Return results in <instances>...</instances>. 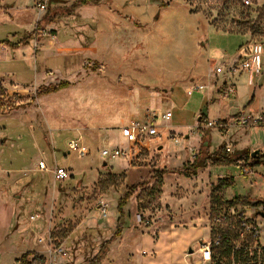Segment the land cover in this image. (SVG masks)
<instances>
[{"label":"rangeland","instance_id":"1","mask_svg":"<svg viewBox=\"0 0 264 264\" xmlns=\"http://www.w3.org/2000/svg\"><path fill=\"white\" fill-rule=\"evenodd\" d=\"M73 1L0 0V83L9 94L31 97L42 85L72 83L39 96L32 105L0 114V264H21L27 252L44 256L46 264L90 262L117 231L118 202L132 186L133 195L123 208V234L111 245L104 264H196L202 258L199 238L209 235L204 226L190 224L199 210L214 241L218 229L237 232L235 220L213 222L229 204L248 208V215L264 226L247 195L249 191L254 198L264 195V163L255 165L249 175L240 167L251 164L254 151L263 157L264 127L238 126L237 114L225 127H213L212 135L208 133L213 147L222 143V134L231 144L240 140L241 145L250 141L258 145L243 153L240 164L210 169L213 180L227 174L234 183L214 195L211 189L206 207L202 199L190 196L195 193L192 188L208 180L209 172L203 179L200 174L189 178L164 174L175 168H162L166 157L156 147L162 137L175 144L191 137L198 145V136L213 129L206 127V117L190 126L194 117L176 111L171 94L177 87L187 92L193 86L215 85L225 77L217 75L216 67L228 63L225 60L242 46L264 43V0L248 4L244 0H99L71 16L55 17L36 31L44 17ZM32 31L36 37L29 45L9 46ZM215 50L227 57L212 56ZM239 83V92L236 88L229 100L222 97L229 85L222 88L221 105L214 106V115L236 111L253 89L245 75ZM198 92L191 95L192 103L200 101ZM263 107L264 87L255 110ZM169 108L175 116L158 121L161 135L152 144L147 141L149 148L132 147L124 158L102 156L103 147L115 146L122 138V126ZM184 124L186 131L177 133ZM169 130H174L172 138L167 136ZM78 136L89 147L85 157L68 147ZM118 145L127 146L124 141ZM40 160L50 169L56 163L64 166L73 176L57 181L52 171L39 170ZM178 164L180 159L173 157L172 165ZM33 214L36 221L30 218ZM184 221L188 224L180 225ZM261 241L264 244V232ZM240 242L232 239L235 247ZM259 259L264 264V252Z\"/></svg>","mask_w":264,"mask_h":264},{"label":"built area","instance_id":"2","mask_svg":"<svg viewBox=\"0 0 264 264\" xmlns=\"http://www.w3.org/2000/svg\"><path fill=\"white\" fill-rule=\"evenodd\" d=\"M244 1L247 4L250 3L249 0ZM40 6L42 9L46 8L45 3L40 4ZM247 50H249V54L243 57L239 62L233 65H228L226 63L216 67L215 69L217 71V75L219 76L224 74L228 80L229 77L246 73L249 77V84H254L255 77H262L264 84V43H253ZM205 89L206 87L202 85L193 86L187 89V94L191 96L196 90L202 91ZM235 93V85H229L228 89L226 88V90L223 92L222 97L225 100H229V98ZM172 117V112H167L162 116L163 120L165 121H170ZM158 118L159 115L157 113L148 112L145 114L142 120H134L128 125L122 127L121 133L127 146H105L101 149L102 156L110 160L124 158L130 154L132 147L138 148L139 146H144L149 148L150 146L148 145L147 141H151L161 135V132L159 131V125L157 124ZM221 120L222 119H207V122L205 123L206 127H225L227 123H223ZM236 124L238 126L250 128L264 127V112L241 113L236 118ZM169 137H171V134ZM68 147L70 152H76L79 157H85L89 154V147L80 136L71 139L68 142ZM226 150L229 153H233V145L227 144ZM38 167L41 171H52L55 179L60 182L70 179L73 176V173L70 169L64 166H59L57 163L53 168L50 169L45 161H40ZM241 168L245 175H249L253 172V168L250 166V164H243ZM257 202H259V204H256ZM253 206L255 207L254 213H256L258 218H260L259 220H263L264 223V217L259 214V212H264V197L259 201L253 202ZM30 218L32 221H36L37 215L33 214L30 216ZM139 219L141 220L140 216ZM226 220H230V223H234L236 221L235 223L237 224V232L232 233L228 229H218L215 241L212 238L201 241L198 251L201 253L202 258L197 261L196 264H208L214 262V248L222 244L225 234H228L231 239L236 238L241 241L240 245L236 248H245L246 250L250 251V256L253 259L244 264H262L259 256L262 252H264V244L261 241L264 232V226L258 222V220H254L248 215V208L235 206L234 204H229L225 212L223 214H218V216L214 218L213 222L215 225V223H224ZM214 231L215 228H212V233H214ZM232 264L236 263L233 262Z\"/></svg>","mask_w":264,"mask_h":264},{"label":"crops","instance_id":"3","mask_svg":"<svg viewBox=\"0 0 264 264\" xmlns=\"http://www.w3.org/2000/svg\"><path fill=\"white\" fill-rule=\"evenodd\" d=\"M76 1L77 0H74L71 3V5L74 2H76ZM91 3H93L94 5H98L99 4V0H93V1H91V2H89L87 4H85V5H81L79 7H76L71 15H73L75 13L76 9L86 8ZM71 5H69L68 7H70ZM64 7H66V6H64ZM58 8H63V7H57V9ZM71 15H68V16H71ZM27 33L29 34L31 32H27ZM29 44H30V42H29ZM29 44H27V45H29ZM27 45H21V46H19L17 48H13L9 44V46L12 49H19L20 47L27 46ZM84 46L86 48L87 47V44L84 45ZM250 46L251 45L248 46L247 44L244 45V46H242L239 49V52L233 55L234 56L233 58H231V59H228L227 58V60H225V61H228L227 64L228 65H233V64L239 62L243 57L247 56L249 54V50H247V49H249ZM212 56L217 57L218 59L219 58L224 59L225 57H227L225 54H223L222 52L220 53L218 50H215L214 53H212ZM67 58L68 57L66 56L65 57V60H67ZM243 75L246 76L247 82L249 83V77H248V74H246V73H242V74L236 75L234 77H229L228 80L226 79V77L221 78L219 82L215 83V85L214 84L213 85L210 84L209 87H207V88H209V91L207 93L203 92L204 90H202V91L200 90L198 92V95L200 96V101L198 103H192L191 96H189L187 94V92H186V90H185L184 87H177V88L174 89V91L171 94L170 102L171 103L174 102V105H175L174 108H175V110L178 111V112H180L182 115H185L186 117L187 116L188 117H190V116L194 117L195 120L189 123L190 126H194L198 122V120L201 119V117H206V119L208 118L210 120H218V119L228 120L232 116L234 117V115L236 116L237 114L239 115L240 113H245V112H254V113L264 112V107L262 109H260V110H257V111L255 110L256 104L258 102V93H260V91L264 87L263 78L262 77H255L254 84L252 85L253 86V89L249 93H247V95H245L244 97H242V99L240 101L241 103H240L238 109H236V111L229 112V113H227V114H225L223 116L222 115L216 116V115L213 114L212 109L214 108V106H216L218 104L221 105V99H220L219 96H220V91L222 90V88L225 87V86H227V85H235L236 88H237V91L239 92V88H240L239 80H240V77L243 76ZM167 112H172L173 113V117L172 118H174L175 112H173V109L169 108L168 111L163 112L162 114L159 115L158 121L159 120H163L162 116L165 113H167ZM158 121H157V124H158ZM183 123H185V122L183 121ZM158 125H159V131H160V124H158ZM124 126H126V125H124ZM124 126H122V127H124ZM186 127H187L186 124L182 125V127L179 128V130H178L177 133H181V132L186 131V129H187ZM254 128H257V127H254ZM213 130H214V128L211 129V130H205L204 135L202 137L198 136V138H199L198 145L192 144L191 137H190V140H188V139L181 140V141H179L178 144H175L174 142L169 141V139L165 140V137H162L161 138V144H158L156 146L157 149H161V153L162 152L164 153L163 157H166V163L163 162L162 168H164L166 166H168V167L169 166H172L173 168L178 169L179 167L182 168L184 166V164L186 162H188V161L194 162V160L196 159V156L199 154V152L201 150L202 143H203V140L204 139L207 140V145L209 146V151L211 153L216 152L222 145L226 146L227 144H231V142H229V137L222 134V143H221L222 145L219 144L218 146L213 147L212 140L208 137V133L210 132L211 135H212ZM120 131H121V129H120ZM173 131L174 130H169L167 132V136H169L171 134V138H172V132ZM248 131H249V128H248ZM225 132H226V130L224 131V133ZM196 135H198V133ZM120 136L123 138L122 133L120 134ZM122 138L117 140L118 143L116 145H118L120 143V141H125L124 138L123 139ZM186 138H189V136L186 135ZM156 139L151 140L150 144H152V142H154ZM194 139H195V137H193V140ZM187 140H188V142H187ZM239 142H240V140H237L234 143H232V145L234 146V151L237 152V153H239V155L241 154L242 156H243V153L245 151L249 150L253 144L254 145H258L257 143H253V141L252 142L250 141V142L246 143L245 145H241ZM190 145H192V146H190ZM256 149H258V148H256ZM252 153H251V157H252ZM167 156H168V158H167ZM169 156H172V158L169 157ZM173 157H176V158L180 159V164H178V166L177 165H172V159H173ZM169 159H170V162H169ZM40 161H43V160H40ZM167 161H168V163H167ZM223 162H224L223 164H222V162H215V161L214 162H210L207 165L206 168L199 170L198 174H200V177H202V179H203L205 173H207V172H209V178H208L207 181H205V183L200 182V185L197 188H192L191 189V191H194L195 193H193L190 197L193 198V199H196V200L202 199V202H203V204H204L205 207L208 206V205H210V193H211L212 185L216 184L217 181L219 179H221V178L230 177L227 174H219L217 176V178L213 180L212 173L210 172V169L212 167L218 166V167L221 168V167H226L229 164H232V163H228L227 161H223ZM240 162L241 161H239V163H237V164H240ZM212 163H221V165H213ZM240 167H242V165ZM180 170L181 169H179L178 172H174V173L172 172V174H176V175H179V176H183V174H181L179 172ZM227 188H230V187L227 186ZM247 195H248V197H251L252 198V202L259 201V200L263 199V197H264V195H263V196H258L257 198H254L253 197V193H250V191H249V193ZM239 196H242V195H239ZM3 206H5V205H3ZM201 211L202 210H199V211H196L194 213V215L192 216V219H191L192 222L190 224H192V225L193 224H198L200 226H204L203 228L209 229V233H208L209 235H208V237H204V236L200 237L199 238L200 240L198 241V245H199V243L202 240H209L210 237H211L210 227H207L206 225H203L202 219L200 218L199 213ZM10 218H11V215H10ZM185 222L186 221H184V223H181L180 225H182V224H188V223H185ZM193 230H194V228H193ZM122 234H123V232H122ZM120 236H122V235H120ZM189 252L192 254L193 253V250L190 249Z\"/></svg>","mask_w":264,"mask_h":264},{"label":"trees","instance_id":"4","mask_svg":"<svg viewBox=\"0 0 264 264\" xmlns=\"http://www.w3.org/2000/svg\"><path fill=\"white\" fill-rule=\"evenodd\" d=\"M93 0H77L74 2L70 7H63L55 9L50 15L44 17L38 24L36 31L39 29H43V26L47 23L53 21L55 17L58 16H68L71 15L76 7L81 5H85ZM162 6L167 5V3L162 2ZM158 15L156 16V18ZM36 37V32L33 31L27 34L26 37L19 40L17 43H10L9 44L13 48H17L21 45L29 44L30 40ZM98 64L95 62L93 64V70H97ZM72 85L69 80H62L59 83H52L49 85H42L38 88L37 92L31 97H23L18 94L10 95L7 88L0 83V114H8L14 110L23 108L25 106H29L34 104L36 99L42 95H48L51 93L58 92L65 88H68ZM203 118V117H201ZM223 123H227V120H221ZM207 122V119L204 120ZM207 135V134H206ZM251 155V153H250ZM261 153L257 157H251V164L250 166L253 168L255 165L264 163V155L263 159L260 158ZM242 155L237 152L229 153L226 150V146L222 145L216 152L211 153L209 151V146L207 145V140H203L201 150L199 154L196 156L194 162H186L182 169L179 171L185 177H191L197 175L199 170L204 169L210 162H223L227 161L228 163H234L241 161ZM168 172H178V170L173 169L171 171L164 170L163 173L166 174ZM234 183V179L232 177L221 178L217 181L216 184L213 185L212 191L213 195L216 191H220L225 187H230ZM134 186H132L125 195L120 199L118 202V210L121 214V217L118 220V227L117 231L113 234V236L102 243L101 249L97 253V255L88 263H79V264H104L105 260L109 257V251L111 244L120 236L123 232L124 227V206L128 203L130 197L133 195ZM256 204H259L257 202ZM217 249L216 256L214 257V264H232L235 262L236 264L239 263H246L251 261L253 258L250 256V251L246 250L245 248H236L232 244V239L228 234H225L222 240V244L214 248ZM31 255H34L31 252L25 253L19 260L21 264H46L47 260L44 256L34 255L33 259H30Z\"/></svg>","mask_w":264,"mask_h":264},{"label":"water","instance_id":"5","mask_svg":"<svg viewBox=\"0 0 264 264\" xmlns=\"http://www.w3.org/2000/svg\"><path fill=\"white\" fill-rule=\"evenodd\" d=\"M260 155V152L257 150V151H254L252 153V157H257ZM260 215H262L264 217V212H259Z\"/></svg>","mask_w":264,"mask_h":264}]
</instances>
